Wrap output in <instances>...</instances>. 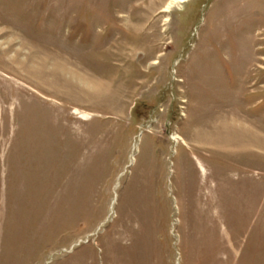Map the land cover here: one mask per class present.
Returning a JSON list of instances; mask_svg holds the SVG:
<instances>
[{"label":"rangeland","instance_id":"obj_1","mask_svg":"<svg viewBox=\"0 0 264 264\" xmlns=\"http://www.w3.org/2000/svg\"><path fill=\"white\" fill-rule=\"evenodd\" d=\"M0 264H264V0H0Z\"/></svg>","mask_w":264,"mask_h":264},{"label":"bare ground","instance_id":"obj_2","mask_svg":"<svg viewBox=\"0 0 264 264\" xmlns=\"http://www.w3.org/2000/svg\"><path fill=\"white\" fill-rule=\"evenodd\" d=\"M186 1H188V0H180V2H182V3H183V2H186Z\"/></svg>","mask_w":264,"mask_h":264}]
</instances>
